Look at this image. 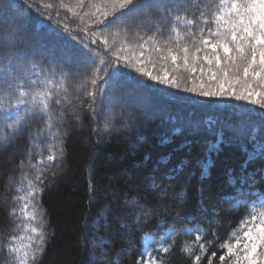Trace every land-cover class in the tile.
<instances>
[{
	"label": "trees",
	"instance_id": "obj_1",
	"mask_svg": "<svg viewBox=\"0 0 264 264\" xmlns=\"http://www.w3.org/2000/svg\"><path fill=\"white\" fill-rule=\"evenodd\" d=\"M27 2L0 0V38L5 42L14 38L16 48L27 54L29 66L36 63L40 69L54 67L68 57L70 45L75 44L63 27L57 30L56 20L63 23L64 18H70L65 26L71 32L77 25L88 27L90 19L80 20L83 12L75 0H63L66 7H60L61 0H44L56 5L52 19L26 9ZM101 5L102 0H92L88 11L94 12ZM25 11L30 17L24 15ZM139 54L140 51L128 52L122 56ZM154 59L155 54L150 59L147 52L142 60L132 59L129 63L122 59L126 80L121 87L97 95L95 119L88 107L91 98L83 90L77 92L76 85L83 77L67 76L62 85L67 93L53 97V101L62 100V107L52 103L57 114L63 112L62 119L53 121L52 128L42 135L37 133L46 127L43 120H34L17 138L0 141V244L21 222L9 213L13 206L18 208L13 198L23 194L17 188H26V181L21 183L22 176L28 173L30 179L34 177L35 169L30 167L28 158L31 148V163L46 158L51 151L60 165L44 173L40 202L45 210L48 242L39 264H135L143 247L142 235L168 230L177 234L168 240L169 244L174 242V247L165 264H192L194 257L190 258L184 248L196 245L195 233L189 235L185 230L195 228L207 232L202 242L209 245L200 264H208L209 258L212 264H222L220 255H225L228 262L226 248L221 244L230 241L241 219L246 214L251 216L253 206L259 207L264 194V179L257 172L264 167V161L258 159L247 167V173L257 172L255 182L240 180L241 164L246 159L240 145L251 152L264 139V109L247 101L205 98L182 91L185 87L199 88L198 81L208 84L209 74L200 71L202 61H197L196 71L190 72L182 67V62L174 69L170 60L151 62ZM137 68L154 76H162L166 70L169 77L178 78L180 89L149 80ZM31 79L37 77L33 75ZM60 80L57 73L53 91ZM25 87L35 91L40 86L25 82ZM88 87L91 89L90 83ZM118 100L127 103L119 112L126 116L122 120L111 112V126L106 127L100 118L102 108L106 102L114 104ZM174 129L178 131L172 135ZM57 132L59 136L53 140L51 133ZM166 136L170 139L162 143ZM218 136L225 143L219 153H211V165L202 175L198 161L205 159L208 143L215 142ZM53 143L63 147L62 160L55 148L50 150ZM181 161L185 162L182 170L170 179L166 173ZM230 175L236 178L235 183L230 182ZM194 251L199 254V247Z\"/></svg>",
	"mask_w": 264,
	"mask_h": 264
},
{
	"label": "snow or ice",
	"instance_id": "obj_2",
	"mask_svg": "<svg viewBox=\"0 0 264 264\" xmlns=\"http://www.w3.org/2000/svg\"><path fill=\"white\" fill-rule=\"evenodd\" d=\"M75 2L83 12L80 20L84 21V17H89L91 23L84 28L77 25L69 32L65 24L70 18H64L63 23L56 20L57 30L63 27L65 35L75 41V44L70 45L68 57L58 61L54 67L40 69L36 63L29 66L27 54L16 48L14 38L9 37L7 42L0 39V64H3L0 68V141L9 142L17 138L34 120H43L46 127L37 133L42 135L45 130L52 128L53 121L62 119L63 112L57 114L52 107L53 102L62 107V100L56 98L53 101V97H59L61 92L67 93L62 85L64 79L72 74L83 77L77 92L83 90L84 95L91 98L88 107L95 119L97 95L108 89L121 87L126 80L122 71V59L129 63L132 59L142 60L145 52L149 53L150 59L155 54V59L151 61L153 63L170 60L174 69H178L182 62L185 70L195 72L197 61H202L200 71L204 73L203 65L208 66L209 79L215 82V88L201 85L199 88L185 87L182 91L205 98L228 97L247 101L264 109V0H102L101 7L94 12L88 11L92 0ZM60 7H66L63 0ZM55 8L56 5L44 0H28L26 4V9L35 11L45 19L53 18L52 11ZM69 11L72 9L69 8ZM56 14L60 15L58 11ZM24 15L30 17V13L26 11ZM182 40L184 43H181ZM137 48L140 50L139 57L122 56V53L133 52ZM198 53L201 55L198 56ZM136 71L147 75L149 80L180 89L178 78L169 77L166 70L162 76L144 73L142 68H137ZM57 73L61 80L56 91H53ZM33 75L37 79H31ZM25 82L40 87L38 90L28 91ZM89 83L91 89L88 87ZM234 85H241V90L237 91ZM105 125L111 126L107 121ZM177 131L174 129L172 135ZM29 135L31 138L33 134ZM51 136L56 140L59 133H51ZM169 139L166 136L162 143ZM224 143L222 136H218L215 142L208 143L205 159L198 161L203 170L202 175L207 174L211 165V153H219L222 150L221 144ZM49 147L50 150L55 148L60 153L59 158L63 159L64 149L59 143L50 144ZM240 149L246 153V159L241 164L240 180L244 183L248 180L255 182L257 172L264 179V167L257 172L247 173L249 163L258 159L264 161V139L255 151L249 152L243 144ZM31 155L29 148L28 158L30 167L35 169L34 177L30 179L28 173L22 176L21 183L23 185L26 181V188H17V192L23 194L13 198L18 208L13 206L9 213L10 217L21 221L16 229H23L28 233V242L18 246L16 240L23 237L13 234L5 243L0 244V260L3 264H39L48 242L44 227L45 210L40 197L46 179L44 173L49 169L59 168L60 165L56 163L57 156L51 151L46 158L36 163H31ZM184 163L181 161L166 175L174 179L173 174L182 170ZM20 166L23 168V161ZM229 179L235 183V177L230 175ZM153 185L155 186V181ZM91 190L90 184L89 191ZM129 203L135 206V202ZM259 207L261 210L256 213L254 205L251 219L246 214L231 234L236 237V245L239 246L236 250L231 243L221 244L222 248L227 249L226 256L235 257V264H264V194ZM212 214L214 213H210ZM137 222L139 223V214ZM185 231L189 235L195 233L196 245L185 247L184 251L190 258L194 257L192 264H200L209 246L202 242L207 232L201 228ZM176 234L175 230H168L163 234L144 233L141 237L143 247L135 264H165L167 255L174 247V242L169 244L168 240ZM196 246L199 247V254L194 251ZM219 260L222 264H231V261H225V255H220ZM208 264H212L211 258Z\"/></svg>",
	"mask_w": 264,
	"mask_h": 264
},
{
	"label": "rangeland",
	"instance_id": "obj_3",
	"mask_svg": "<svg viewBox=\"0 0 264 264\" xmlns=\"http://www.w3.org/2000/svg\"><path fill=\"white\" fill-rule=\"evenodd\" d=\"M2 21V20H1ZM1 39V38H0ZM6 41V40H5ZM140 50L137 48V49H134L133 50V52H131V54H134V52L136 53V52H139ZM205 71L206 72H204V73H206V74H208V72H207V68H205ZM165 74V71H163V75ZM196 79V78H195ZM207 82H208V84H201V83H199V81L198 82H196L197 83V85H199V87L201 86V85H203L204 87H210V86H212V87H216V84H215V82L214 81H212V80H210L209 79V77H207ZM77 82V81H76ZM78 85H76V87H77ZM211 87V88H212ZM234 87H235V89L237 90V91H240L241 90V85H234ZM125 100V99H124ZM117 102H120L119 104L117 103ZM117 102H115L114 104H112L111 103V101H108V102H106L105 104H104V106H103V110H102V113H101V115H100V118H101V120H102V123H105V121H107V122H109L108 121V115L111 113V112H114L118 117H120V118H122V120H124V117L126 116L125 115V113H122V115H119V112H123V110H124V105H127V103H125V101H120V100H118ZM123 104V105H122ZM128 104H130V103H128ZM124 125L126 126L127 125V123H125L124 122ZM14 152H16L15 150H14ZM9 156V155H8ZM9 158H10V156H9ZM9 158H8V160H9ZM261 209H260V207H258V206H256V213H258L259 211H260ZM254 213L252 212L251 213V215H253ZM249 219H251V216L249 217ZM21 223V222H20ZM246 230V229H245ZM13 234H17V235H19V236H21V237H23V239H18V240H16V244L19 246V245H22V244H26L27 242H28V240H27V236H28V233L27 232H25L23 229H16V231H14V233ZM12 234V235H13ZM228 243H231L232 245H235V248H234V250H236V248H238L239 246L238 245H236V237L234 236V235H231L230 236V241L228 242ZM226 251H227V249H226ZM226 259H227V261H231V264H235V257H228V256H226Z\"/></svg>",
	"mask_w": 264,
	"mask_h": 264
}]
</instances>
